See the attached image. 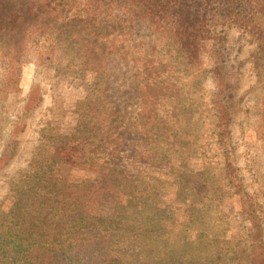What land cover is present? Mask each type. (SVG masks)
I'll list each match as a JSON object with an SVG mask.
<instances>
[{
  "label": "rangeland",
  "instance_id": "374dc122",
  "mask_svg": "<svg viewBox=\"0 0 264 264\" xmlns=\"http://www.w3.org/2000/svg\"><path fill=\"white\" fill-rule=\"evenodd\" d=\"M1 6V214L68 226L51 237L96 240L102 229L76 222L73 207L92 206L90 220L105 225L116 219L119 229L127 221L121 208L142 202L146 210L143 192L132 200L129 194L146 186L147 205L172 210L151 243L155 249L135 254L141 264H264L254 260L246 239L256 219L264 227L259 33L218 26L217 38L205 41L189 63L170 30L155 34L158 27L137 0H2ZM218 65L230 85L240 180L253 199L243 202L249 212L222 173L213 106ZM173 174L178 185L186 179L195 186L182 194L195 208L180 225L170 207ZM78 193L88 199L78 201ZM3 232L0 226V239ZM8 237L17 255L21 240H31L24 230ZM80 244L88 260L76 256L71 264H113L108 254H120L99 255ZM122 264H132L130 257Z\"/></svg>",
  "mask_w": 264,
  "mask_h": 264
},
{
  "label": "trees",
  "instance_id": "16d2710c",
  "mask_svg": "<svg viewBox=\"0 0 264 264\" xmlns=\"http://www.w3.org/2000/svg\"><path fill=\"white\" fill-rule=\"evenodd\" d=\"M1 1L0 9H3ZM137 1L139 7L146 14H149V24L153 28L158 27L154 29L155 34L161 33L160 29L162 28L170 30L175 36L174 39L177 41V46L186 55L189 63L197 58V54H200L205 41L215 40L217 38L214 32L216 27L221 25L239 26L244 32L259 33L260 36L258 38L264 44V0ZM197 20L198 22H196ZM160 24L164 26H159ZM0 25L4 26L2 24ZM218 68L220 90L216 91L213 106L217 116L216 125L219 131L217 144L224 159L222 173L225 174V179L229 181L232 188L240 194L242 205L245 211L249 212L248 205L244 203L252 202L253 199L244 182L240 180L242 171L237 161L238 148L232 135L234 113L229 105L231 99L229 98L230 85L222 76V66L218 65ZM181 123H185V121ZM179 140H183L182 135ZM178 150L182 151L185 148L180 147ZM194 164L195 162L193 161L191 166ZM174 174L172 175L174 191L171 193L173 203L170 207L174 208L175 213L180 216V220L174 222L180 225L184 221V218L190 216V211L195 208V205L191 201H186L187 198H184L185 196H182V194L187 191V185H191L188 190H194L195 186L192 180L186 179L181 180L183 184L178 185L177 183L179 182H177ZM184 177L179 178L183 179ZM168 181L170 182L171 178ZM207 185L215 186L217 183L209 182ZM211 186L208 187L210 188ZM136 190V186L130 190V199H136L133 195H139V192H143L145 196L143 203L146 210L143 211L144 209L141 208L142 202L137 203L136 206L133 204V206L121 208L120 212L125 213L127 221L121 224L119 229V224L116 219L102 225L97 219L89 216L92 221H97L98 224L89 223L91 220L87 217V211L92 206L84 205L86 209L82 205L73 207L72 212L76 213L74 215L77 217L75 218L76 222L102 229L104 236L96 237V240L95 238H86L85 240H81V242H74L69 238L51 237L49 235L59 234L60 231L66 230L68 226H61L55 221V224L59 227H56V230L51 227L49 222H45V218H42V220L37 219V221H31L29 223L15 222L14 220L7 219L5 216L8 215L7 213L4 212L5 215L0 213V222L2 217L0 226L4 228V237L0 239V264H71L72 260L77 257L87 262L88 257L82 254L80 243H83V246L95 249L99 255L108 254L110 249H116L120 252L119 255H115L113 252L108 254L114 259L116 264L127 263L129 257L130 263L141 264L143 259L138 258L135 254L147 251V248L155 249V247L151 246V243L157 239L158 231L161 230L160 226L169 222L170 217L168 212L172 209H169V207L157 208L158 206H153V204L147 205L145 201L150 199V188L144 186L143 190L138 192ZM135 192L137 193L134 194ZM74 198L78 201L79 199L87 200L88 196H85L83 193H78ZM139 198H142L141 194ZM59 201H62V198H59ZM59 211L68 213L63 210V206H60ZM46 214L49 215V212L46 211ZM185 223L187 225L189 224L187 222ZM251 225L246 239L250 244L249 246L254 260L264 262V227L257 219ZM23 230L31 237V240L23 241L20 239L22 242L18 247L20 248L21 254L17 255L12 251L11 244L9 245L8 240L11 238L8 235L17 236ZM63 241H66V243L64 244ZM114 262L112 261L113 264Z\"/></svg>",
  "mask_w": 264,
  "mask_h": 264
}]
</instances>
